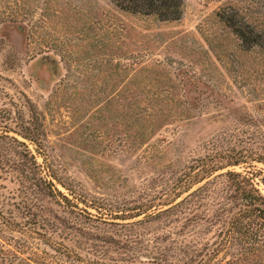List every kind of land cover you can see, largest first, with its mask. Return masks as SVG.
<instances>
[{"label": "rangeland", "instance_id": "obj_1", "mask_svg": "<svg viewBox=\"0 0 264 264\" xmlns=\"http://www.w3.org/2000/svg\"><path fill=\"white\" fill-rule=\"evenodd\" d=\"M182 2L0 0V264H264V0Z\"/></svg>", "mask_w": 264, "mask_h": 264}, {"label": "trees", "instance_id": "obj_2", "mask_svg": "<svg viewBox=\"0 0 264 264\" xmlns=\"http://www.w3.org/2000/svg\"><path fill=\"white\" fill-rule=\"evenodd\" d=\"M112 2L124 11L144 15H154L162 21L177 20L182 15V0H112ZM237 34L240 38L244 35L240 30ZM24 137L35 143L34 137L30 136V134L26 133L24 134ZM260 159L261 161H264V157H260ZM219 160L215 157L210 160V162L200 165L187 184H185L182 190L176 194V197L181 195L182 191L187 190L193 184L200 182L205 176L213 171L220 170L224 165L237 164L240 161L236 156L226 158L225 164H221ZM227 176L234 178L238 175L233 172H228ZM236 189L237 193H240L243 204L242 209H239L238 213L232 218L226 229L228 237L226 240H228L229 243H232L231 241L236 238V235L243 234L249 242H252L257 233V230L255 231L253 227L255 222L260 223V225L264 227V196L260 193H253L254 191H257L254 188L252 192L246 190L244 188L243 180L238 182ZM262 237L264 239V234ZM3 256H7V254L5 253ZM21 264L28 263L21 260Z\"/></svg>", "mask_w": 264, "mask_h": 264}]
</instances>
